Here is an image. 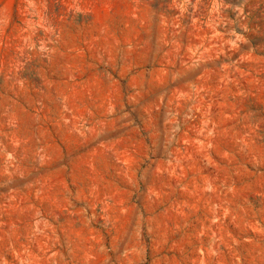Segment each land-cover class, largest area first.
<instances>
[{"label": "rangeland", "instance_id": "obj_1", "mask_svg": "<svg viewBox=\"0 0 264 264\" xmlns=\"http://www.w3.org/2000/svg\"><path fill=\"white\" fill-rule=\"evenodd\" d=\"M0 264H264V0H0Z\"/></svg>", "mask_w": 264, "mask_h": 264}]
</instances>
